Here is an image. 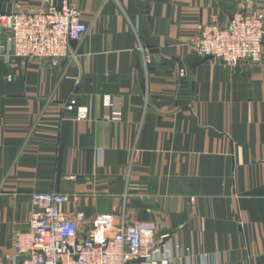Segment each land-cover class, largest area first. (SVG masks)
<instances>
[{"label":"crops","instance_id":"1","mask_svg":"<svg viewBox=\"0 0 264 264\" xmlns=\"http://www.w3.org/2000/svg\"><path fill=\"white\" fill-rule=\"evenodd\" d=\"M69 1L87 32L57 66L7 61L0 36V256L31 194L55 192L84 212L80 235L99 214L155 224L166 238L147 264H264V43L236 68L194 51L198 25L264 15V0Z\"/></svg>","mask_w":264,"mask_h":264},{"label":"built area","instance_id":"2","mask_svg":"<svg viewBox=\"0 0 264 264\" xmlns=\"http://www.w3.org/2000/svg\"><path fill=\"white\" fill-rule=\"evenodd\" d=\"M86 32L81 11L69 0L40 11L15 6L0 13V36L7 61L44 59L57 66L60 60L74 56L70 42L81 40ZM263 43L264 15L239 10L226 25L214 19L198 25L194 51L203 59L236 68L242 63L260 61ZM145 61L150 62L148 58ZM179 76H184L183 70ZM6 79L10 81L11 75ZM107 105L114 108L113 101ZM66 109L76 110L78 120L90 116L88 108L76 106L74 99L69 100ZM67 200L68 196L55 192L32 193L28 228L13 234L14 253L0 256V264H147L166 238L156 236L153 223H127L123 213L97 215L80 235L77 224L85 214L63 211L61 205ZM115 215L119 216L117 224Z\"/></svg>","mask_w":264,"mask_h":264},{"label":"water","instance_id":"3","mask_svg":"<svg viewBox=\"0 0 264 264\" xmlns=\"http://www.w3.org/2000/svg\"><path fill=\"white\" fill-rule=\"evenodd\" d=\"M76 43V41H71V44L74 45Z\"/></svg>","mask_w":264,"mask_h":264}]
</instances>
